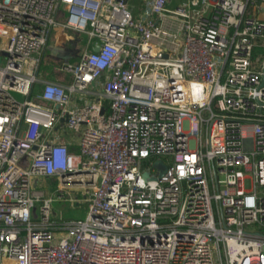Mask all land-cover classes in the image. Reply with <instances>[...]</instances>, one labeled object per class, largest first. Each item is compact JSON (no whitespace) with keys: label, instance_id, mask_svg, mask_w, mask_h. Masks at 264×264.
Listing matches in <instances>:
<instances>
[{"label":"built area","instance_id":"1","mask_svg":"<svg viewBox=\"0 0 264 264\" xmlns=\"http://www.w3.org/2000/svg\"><path fill=\"white\" fill-rule=\"evenodd\" d=\"M0 264H264V0H0Z\"/></svg>","mask_w":264,"mask_h":264},{"label":"rangeland","instance_id":"2","mask_svg":"<svg viewBox=\"0 0 264 264\" xmlns=\"http://www.w3.org/2000/svg\"><path fill=\"white\" fill-rule=\"evenodd\" d=\"M138 5L140 0H129V7L133 4ZM61 20H65L66 16H61ZM86 34H82V43L85 39ZM80 45V43L78 42ZM50 52V50H49ZM64 53V49L57 53V56ZM74 59H77L75 57ZM61 58L54 60L59 62ZM17 98L23 99L21 94H15ZM70 135H74L73 132ZM37 189H43L46 192V196H52L51 201V214L53 218L57 220L71 219V218H86L89 210V202L82 200L84 197L83 190L69 191L65 189L63 192L60 191V180L57 177H42L39 178V182L35 185ZM63 193V194H62ZM41 202H37L38 211L41 212Z\"/></svg>","mask_w":264,"mask_h":264},{"label":"crops","instance_id":"3","mask_svg":"<svg viewBox=\"0 0 264 264\" xmlns=\"http://www.w3.org/2000/svg\"><path fill=\"white\" fill-rule=\"evenodd\" d=\"M129 2V0H128ZM148 0H140V3L138 5L133 4L132 7H130L132 9V11L134 12L135 15L137 16H141L142 15V10L145 7V5L147 4ZM75 56L70 57V59L74 60Z\"/></svg>","mask_w":264,"mask_h":264},{"label":"water","instance_id":"4","mask_svg":"<svg viewBox=\"0 0 264 264\" xmlns=\"http://www.w3.org/2000/svg\"><path fill=\"white\" fill-rule=\"evenodd\" d=\"M95 49H99V46H96ZM156 165H158V166H160V167L162 168L161 175H163V173H164V172L166 171V169H167V164H165V163L163 162V160H158V161L156 162ZM144 175H145V176H148V175H149V172H148V171L145 172Z\"/></svg>","mask_w":264,"mask_h":264}]
</instances>
